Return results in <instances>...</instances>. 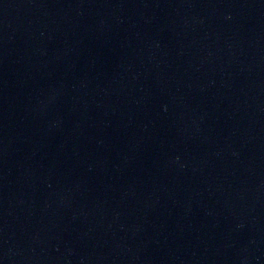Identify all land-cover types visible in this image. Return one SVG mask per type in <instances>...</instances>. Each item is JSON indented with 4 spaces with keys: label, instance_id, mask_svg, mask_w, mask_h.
Instances as JSON below:
<instances>
[{
    "label": "water",
    "instance_id": "obj_1",
    "mask_svg": "<svg viewBox=\"0 0 264 264\" xmlns=\"http://www.w3.org/2000/svg\"><path fill=\"white\" fill-rule=\"evenodd\" d=\"M0 264H264V0H0Z\"/></svg>",
    "mask_w": 264,
    "mask_h": 264
}]
</instances>
